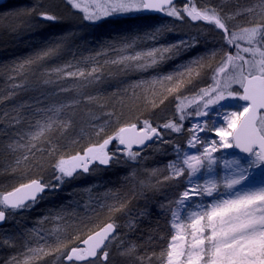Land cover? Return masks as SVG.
<instances>
[{
  "label": "rangeland",
  "instance_id": "1",
  "mask_svg": "<svg viewBox=\"0 0 264 264\" xmlns=\"http://www.w3.org/2000/svg\"><path fill=\"white\" fill-rule=\"evenodd\" d=\"M0 2V29L7 34L19 36L33 30L44 34L45 29L50 27L47 32L53 35L50 40L34 46L36 49L44 47L39 51L41 53L36 52L35 56L24 60L23 64H19L23 60L19 59V62L13 63L2 75L5 102L0 110L2 114L0 138L4 139L1 143L4 165L10 161L15 165L19 161L20 166H24L32 153L46 151L47 146L54 147L50 140L47 141L52 134L62 141L66 137L63 144L68 145L69 150L78 147L76 153L79 154L85 147L101 144L105 138L114 135L126 124L128 117H122L111 106L118 98L126 96L142 95L151 104V109L141 117L139 125L143 126L144 121H148L152 127L162 126L170 121L180 123L177 98L186 103L187 100L196 97L201 89L211 87L215 72L225 59V54L234 55L236 51L226 38V34L214 23L194 21L183 9L214 10L229 32L239 33L243 27L264 21V0L180 1L171 7L180 13L179 17L170 16L167 11L158 19L148 18L139 22L138 26L125 27L115 35L96 36L91 22L123 15L113 14L96 21L85 18L88 12H100L107 6L109 0H76L80 8L73 7L69 0H0ZM249 8H253L254 11L246 12L245 10ZM84 9H87V12ZM42 12L55 16L56 20L42 18L39 15ZM124 14L144 17L143 10ZM240 43L242 47L248 46L245 42ZM164 48L170 51L156 52L157 63L145 69H135L128 65L150 62L148 57L136 62L113 63L126 56ZM45 52H49V55L43 56ZM29 60L33 63H26ZM21 65L23 67H20ZM93 68L98 71L89 75ZM57 69L63 71L58 72ZM79 71H83L85 75L83 77L66 75L68 72ZM169 75L172 76L171 80L164 79ZM180 82L182 84L178 91L168 92V89L176 88ZM113 83L114 85H111ZM110 86L114 89L112 95L101 98L100 91ZM233 87L239 91L237 86ZM162 99L164 102L160 103ZM244 103L246 102L238 99L222 101L221 104L208 109L209 114L206 117L195 116L194 109L197 105L192 104L184 110L185 118L181 131L177 133L171 129L158 127L162 135L153 144L144 149L133 150L141 153L136 161H130L118 145V141L113 140L116 141L118 148L113 150L106 148L109 154L116 153L108 165L93 163L88 172H80L74 176L77 181L83 183V189L81 188L79 192L80 208L83 209L82 215L88 217L98 214L103 207L108 206L111 209L116 207L112 202L118 194H114L113 189L108 188L102 178L108 170H119L121 182L124 188L128 189L129 195L125 196L148 203V207L156 205L162 215L165 227L157 241L151 238L142 240L137 233H131L134 231L131 227L120 226L119 222L111 221L117 226V233L116 238L110 239L111 242L108 241L106 249H103L108 251L107 261H104L99 253L94 260L69 262L65 257L71 248L82 246L81 241L73 245L65 243L64 235L68 233L65 224L71 222L70 216L54 212L44 214L33 226L26 228L19 238L20 243L15 244L11 236H4L6 240L11 239L7 243L10 250L0 245V264H167L166 251L172 235L178 231L171 227L173 223L171 213L178 212L181 221H184L190 210L198 208L201 204H208L214 199L200 197L188 201L187 207L178 205L177 199L187 183L185 179L187 173L185 177L179 179L165 180L164 177L169 175L167 165L177 158V147L191 154L202 151L204 146L202 144H197L195 148H189L187 145L193 134L190 129L194 124L206 120L207 128L199 132V138L205 143L219 141V136L208 129L223 123L220 118L223 113L238 110ZM57 108L60 109L59 113L56 112ZM49 116L55 121L52 129L40 140H31L29 134L36 131L38 122H46ZM65 124L68 125L66 128L63 126ZM100 128H103L102 132H99ZM30 143L37 146L31 152L28 151ZM25 155L29 156L28 160L23 159ZM214 156L217 160L214 171L208 173L202 170L195 179L201 182L207 178L220 179L233 171L224 167V161L240 159L242 164H245L250 159L235 148L221 149ZM60 158L68 159L64 153L58 155L57 161ZM54 167L44 170L45 181H55L60 189L62 182L56 179L60 174ZM262 181L264 167L254 169L247 184L259 186ZM5 187L6 184L0 181V195L5 193ZM149 209L142 210L141 214H151L152 211ZM57 248L59 251H56ZM133 248L134 251L129 253L128 250ZM41 249L43 251H40Z\"/></svg>",
  "mask_w": 264,
  "mask_h": 264
},
{
  "label": "snow or ice",
  "instance_id": "2",
  "mask_svg": "<svg viewBox=\"0 0 264 264\" xmlns=\"http://www.w3.org/2000/svg\"><path fill=\"white\" fill-rule=\"evenodd\" d=\"M69 3L75 8L81 7L76 0H69ZM171 4L172 0H109L107 6L100 12H88L85 18L96 21L101 17L133 11H165L166 6ZM183 10L194 21H208L222 29L236 51L234 55L225 54V59L215 72L211 87L201 89L196 97L187 100L186 103L177 98L180 123L170 121L158 127L180 132L185 118L184 110L192 104L197 105L194 109L195 116L206 117L209 114L207 110L221 104L222 101L238 99L246 103L242 104L238 110L223 113L220 117L223 123L208 129L219 136V141L212 140L205 143L199 138V132L207 128L206 120L194 124L190 129L193 134L187 141V145L189 148H195L197 144H202L204 145L202 151L191 154L177 147V158L167 165L169 175L164 177L165 180L179 179L185 177L187 173L185 177L187 183L177 199L178 205L187 207V202L194 198L214 197L208 204H201L198 208L190 210L184 221H181L178 212L171 213L173 217L171 227L178 231L172 235L168 245L167 264H264V181L259 186L247 184L253 170L264 167V21L243 27L239 33L229 32L214 10L200 11L196 8ZM84 11L87 12V9ZM245 11L251 13L254 9L249 8ZM167 14L180 16L175 8H170ZM39 15L46 20H56L55 16L48 13L42 12ZM240 42H245L248 46L242 47ZM168 51H170L168 48L154 49L147 53L123 57L120 61H113V63L136 62L148 57L150 62L128 65L135 69H145L157 63L156 52ZM47 55L49 52L43 53V56ZM26 63H33V61L29 60ZM56 71L60 72L63 69ZM97 71L98 69L93 68L89 75ZM66 75L83 77L85 73L83 71L68 72ZM164 79L171 80L172 76H166ZM181 84L182 82L176 88L168 89V92L178 91ZM233 86H237L239 91L234 90ZM163 102L162 99L160 103ZM59 111L60 109L57 108L56 112L59 113ZM54 123L51 116L44 123L38 122L36 131L29 134L31 140H40L52 129ZM63 126L66 128L68 125ZM158 127H152L148 121L143 122L139 132H134L135 124L130 128L120 127L114 135L105 138L101 144L89 146L83 155L77 153L67 160L60 158L55 164L60 174L56 177L57 181H61L64 177H72L78 169L88 172L89 166L93 163L108 165L116 155L106 151L113 140H117L118 145L124 146L123 151L130 161H136L141 153L133 151V147L139 148L153 137L159 138ZM102 131L103 128H100L99 132ZM36 147V144L30 143L28 151L31 152ZM229 148L239 149L250 159L245 164H242L240 159L224 161V167L233 171L220 179L207 178L203 179V182L195 179L202 170L208 173L213 172L214 165L217 163L214 154L221 149ZM23 159L28 160L29 156L25 155ZM48 187L50 185L41 183L39 179H33L29 183L21 184L13 191L0 195V222L6 219V211L12 212L27 208L30 203L34 204L38 195ZM123 207L124 205H120L116 210L119 211ZM115 231L116 226L113 223L106 224L99 231L82 240V246L71 248L65 257L66 260L86 261L96 258L99 252L102 259L107 261L108 251H101V249H106L105 242H111L110 238H116L113 235ZM56 251H59V248ZM128 251L130 253L134 251V248Z\"/></svg>",
  "mask_w": 264,
  "mask_h": 264
},
{
  "label": "trees",
  "instance_id": "3",
  "mask_svg": "<svg viewBox=\"0 0 264 264\" xmlns=\"http://www.w3.org/2000/svg\"><path fill=\"white\" fill-rule=\"evenodd\" d=\"M192 1L193 0L190 2ZM144 14H142L144 16L143 18H140L138 15L123 14L115 18L107 17L104 20L91 22L90 24L95 28L96 36H100V34L112 36L122 31V29L124 30L125 27L138 26L139 22L146 21L148 18L158 19L161 17L149 14L147 15L150 17H145L146 15ZM47 29L51 28H46L44 34L41 33V31L36 33L33 30L31 32L21 33L19 36L7 34V32L0 29V110L3 108L1 106H3L5 102L2 90V75H4L6 70L9 69L13 63L19 62V59H23L22 63L19 62V64H23L25 62L24 60L31 59L35 56L36 52L41 53L39 51L43 50L44 47L41 49L37 47L36 49L34 46H37V43H42L52 38L53 35L49 31L47 32ZM111 85H114V83ZM112 87L113 86H110L100 91V97L103 98L106 95H112L114 91ZM111 106L114 108V111L122 117H128L125 121L126 124H139L141 117H144L151 109V104H149L145 97L137 94L132 97L126 96L125 98H118ZM0 115L2 116L1 113ZM66 139L65 137L62 141V139L57 138L55 134H52L48 137L47 141L50 140L55 146H47L46 151H36L34 154L32 153L28 163L24 166H20L21 164L17 162L15 165L12 164L13 161H10L8 163L9 165H4L5 161L1 154V143L4 139L0 138V181L6 184L5 192L33 179H39L46 185H50L48 191L34 204L30 203V206L24 209L12 212L7 211V221L5 225L0 228V245L9 251L10 247L7 243H9L11 239L6 240L4 236H11L15 244L16 242L20 243L19 238L26 228H29L31 225L33 226L36 220L44 214H53L54 212H62L70 216L71 222L69 221L67 225L65 224L68 233L64 235V241L69 245L84 240L88 235L111 221L119 222L120 226L124 225L131 227L134 230L131 231V233H137L136 235L141 236L142 240L151 238L157 241L165 227L162 215L159 213L156 205L148 207V203H142L137 201L136 198L132 199L130 196H125V194L129 195L128 189L124 188L121 182L122 176L119 170H108L102 178V181L107 184V187H111L114 191L112 192L118 194L112 202L116 204V207L113 209L108 206L103 207L98 214L88 217L82 215L83 209L80 208L81 196L79 192L81 188L83 189V183L77 181V178H74L75 175L83 172L82 170L78 169L72 177H64L60 181L62 182V187L60 189L56 186V183H54L55 181H45L46 175L44 170L55 166L60 153H64L68 159L77 154L76 148L78 147H73L69 150L67 148L68 145L66 146L63 144ZM95 145L99 144L97 143ZM116 148H118L116 141H112L107 146V150ZM86 149L87 147H85L80 154L83 155ZM91 167L92 166H89V168ZM120 205H124V207L117 211L116 209L119 208ZM148 209L152 211L151 214H141L142 210ZM131 212L133 214H130ZM136 239L138 240V237H136ZM14 241L11 243L13 244Z\"/></svg>",
  "mask_w": 264,
  "mask_h": 264
},
{
  "label": "water",
  "instance_id": "4",
  "mask_svg": "<svg viewBox=\"0 0 264 264\" xmlns=\"http://www.w3.org/2000/svg\"><path fill=\"white\" fill-rule=\"evenodd\" d=\"M180 1L189 2V1H191V0H172V4L169 5V6H166L165 11L144 10V12L147 13V14H151V15H160V16H162V15H164V14L166 13V11H167L169 8H171L173 5H175L177 2H180ZM220 30L224 33V31H223L222 29H220ZM133 124L136 125V129L134 130V132H139V130L142 128V126L139 125V124H136V123H133ZM133 124H127V125H124L123 127H129V128H130V126L133 125ZM158 132L160 133V136H161V135H162V131H161L160 128H158ZM130 134H131V133H130ZM157 139H158V138L153 137V139L150 140V141H147L146 144H145L144 146H141V147H139V148H137L136 146H134V147H133V150H135V149H144L146 146H149V145L153 144ZM119 146H120L121 149L124 148V146H122V145H119ZM235 149H236V148H235ZM236 150L239 151L240 153H243V152H241L239 149H236ZM243 154H244V155H247V154H245V153H243ZM30 181H31V180H30ZM30 181L25 182V183H22V184L29 183ZM40 181H41V180H40ZM41 183L45 184V183L42 182V181H41ZM20 185H21V184H20ZM20 185H18V186H20ZM18 186H17V187H18ZM15 188H16V187H15ZM15 188H13V189L10 190V191H13ZM10 191H7V192H5V193H3V194H6V193H8V192H10ZM47 191H48V188H46L45 191H44L43 193H41V194L38 195L37 200H38L39 198H41V197H42ZM3 194H2V195H3ZM37 200H36V201H37ZM5 215H6V219H5L3 222H0V228H1L2 226H4L5 223H6V221H7V218H8L7 212L5 213ZM108 223H113V224L115 225L114 222H108ZM108 223H106V224H108ZM106 224H105V225H106ZM105 225H103L101 228H103ZM115 226H116V225H115ZM101 228H99V229L96 230V231H99ZM96 231H95V232H96ZM95 232H93L92 234H94ZM116 233H117V226H116V231H115V233H114L113 235L115 236ZM90 235H91V234H90ZM110 239H111V238H110ZM107 242H108V241L105 242V245H106ZM102 250H103V249H101V251H102ZM98 254H99V252H98ZM97 256H98V255H97ZM96 258H97V257H96ZM96 258H90V260H94V259H96Z\"/></svg>",
  "mask_w": 264,
  "mask_h": 264
},
{
  "label": "flooded vegetation",
  "instance_id": "5",
  "mask_svg": "<svg viewBox=\"0 0 264 264\" xmlns=\"http://www.w3.org/2000/svg\"><path fill=\"white\" fill-rule=\"evenodd\" d=\"M0 4H1V2H0Z\"/></svg>",
  "mask_w": 264,
  "mask_h": 264
}]
</instances>
